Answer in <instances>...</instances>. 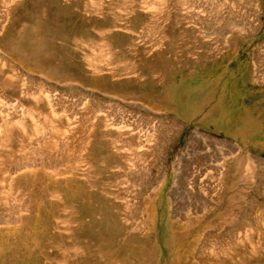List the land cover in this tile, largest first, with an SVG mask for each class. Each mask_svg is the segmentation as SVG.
<instances>
[{
  "label": "rangeland",
  "instance_id": "obj_1",
  "mask_svg": "<svg viewBox=\"0 0 264 264\" xmlns=\"http://www.w3.org/2000/svg\"><path fill=\"white\" fill-rule=\"evenodd\" d=\"M0 264H264V0H0Z\"/></svg>",
  "mask_w": 264,
  "mask_h": 264
},
{
  "label": "bare ground",
  "instance_id": "obj_2",
  "mask_svg": "<svg viewBox=\"0 0 264 264\" xmlns=\"http://www.w3.org/2000/svg\"><path fill=\"white\" fill-rule=\"evenodd\" d=\"M35 48H36V46H32V47H31V51H32V52H36V51H35Z\"/></svg>",
  "mask_w": 264,
  "mask_h": 264
}]
</instances>
